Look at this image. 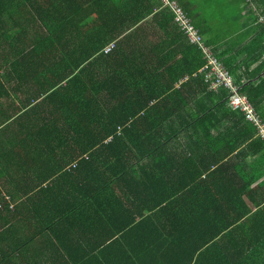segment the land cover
I'll return each instance as SVG.
<instances>
[{
    "label": "trees",
    "instance_id": "16d2710c",
    "mask_svg": "<svg viewBox=\"0 0 264 264\" xmlns=\"http://www.w3.org/2000/svg\"><path fill=\"white\" fill-rule=\"evenodd\" d=\"M176 2L263 122L264 0L238 53ZM206 65L160 0H0V264H264V140Z\"/></svg>",
    "mask_w": 264,
    "mask_h": 264
},
{
    "label": "crops",
    "instance_id": "0c3cea01",
    "mask_svg": "<svg viewBox=\"0 0 264 264\" xmlns=\"http://www.w3.org/2000/svg\"><path fill=\"white\" fill-rule=\"evenodd\" d=\"M211 1H213L214 3H210ZM226 1L228 3H223ZM241 1H246V0H240L239 2H236V0H190V3H186V4L188 5L189 9L192 11L196 19L200 22H203L204 35L207 39L211 40L213 46L219 48L223 44L224 45L228 44L229 47L234 48V51L236 50L235 53H238V49L244 48L245 46H247V44H249V40L246 41V35H247V31H249L252 28V24H253L252 22L253 18L251 17V10H249L247 3H241ZM229 9L231 10V12H229ZM233 25H235L234 30H233ZM243 32H246L244 33L245 35L238 38L240 34H243ZM248 35L251 38V35L253 34L248 33ZM168 36H170V34ZM178 148L180 151H182L184 148L187 147L183 148L182 146H180ZM259 156L260 155H256V156L249 155V157H247L248 162L246 163L251 164L257 158H259ZM196 159H197V165L203 167L205 161L198 156L196 157ZM230 160L231 159L229 160L224 159L222 163L228 162L226 168H228L229 172L231 173L230 175L238 174L237 176L238 179L239 178L242 179L243 177L237 170L233 172V170L237 169L239 166H237L235 163L231 162ZM263 165H264V161H263ZM218 167L219 166L217 165L215 166L213 165L212 169ZM243 174L245 175V177L250 176L249 173H247L246 171H244ZM203 179L208 180L209 179L208 174L203 175L202 178L201 177L199 178L200 181ZM236 181L240 182L237 179Z\"/></svg>",
    "mask_w": 264,
    "mask_h": 264
},
{
    "label": "built area",
    "instance_id": "2783aa9c",
    "mask_svg": "<svg viewBox=\"0 0 264 264\" xmlns=\"http://www.w3.org/2000/svg\"><path fill=\"white\" fill-rule=\"evenodd\" d=\"M163 6H167L173 13V21L179 30L186 35L187 40L197 45L207 60L205 69H208L207 80L211 81V89L218 90L224 87L229 92V105L233 109L241 110L246 119L254 124L258 131V136L264 140V121L259 119L247 97L239 93L237 84L231 73L225 68L220 59L216 56L212 46L208 45L195 27L189 15L182 9L176 0H160Z\"/></svg>",
    "mask_w": 264,
    "mask_h": 264
},
{
    "label": "bare ground",
    "instance_id": "6f19581e",
    "mask_svg": "<svg viewBox=\"0 0 264 264\" xmlns=\"http://www.w3.org/2000/svg\"><path fill=\"white\" fill-rule=\"evenodd\" d=\"M217 56V55H216ZM218 57V56H217ZM226 68V67H225ZM227 69V68H226ZM238 86V85H237ZM239 89V88H238ZM212 90V89H211ZM240 93V92H239ZM241 94V93H240ZM245 96V95H244ZM228 97H229V95H228ZM248 99V98H247ZM248 101L250 102V100L248 99ZM251 103V102H250ZM251 105H252V103H251ZM227 106L229 107V108H231L232 110H234V111H239V112H241L242 113V115L244 116V119L247 121V122H249L247 119H246V117H245V115H244V113L241 111V110H239V109H233L230 105H229V101H228V98H227ZM253 106V105H252ZM254 108V107H253ZM255 110V109H254ZM257 113V112H256ZM258 114V113H257ZM258 116H259V114H258ZM259 119L261 120V117L259 116ZM261 122H262V120H261ZM249 123H251V122H249ZM263 123V122H262ZM252 124V123H251ZM254 127H255V129H256V132H257V134H258V131H257V128H256V126L254 125V124H252ZM261 139V138H260ZM263 140V139H262ZM147 182V181H146ZM148 183V182H147ZM153 185V184H152ZM158 189V188H157ZM154 193V192H153ZM117 225V224H116ZM152 232V231H151ZM123 237V236H122ZM118 263H120V262H118ZM117 264V263H116Z\"/></svg>",
    "mask_w": 264,
    "mask_h": 264
},
{
    "label": "rangeland",
    "instance_id": "374dc122",
    "mask_svg": "<svg viewBox=\"0 0 264 264\" xmlns=\"http://www.w3.org/2000/svg\"><path fill=\"white\" fill-rule=\"evenodd\" d=\"M240 0H236V2H239ZM210 3H214L213 1H211ZM223 3H228L227 1L226 2H223ZM241 3H248L247 0L246 1H241ZM227 9V8H226ZM228 10V9H227ZM229 12H231V10L229 9ZM235 29V25H233V30ZM9 198V197H8Z\"/></svg>",
    "mask_w": 264,
    "mask_h": 264
}]
</instances>
